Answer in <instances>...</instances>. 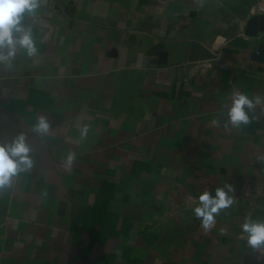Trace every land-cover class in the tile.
I'll use <instances>...</instances> for the list:
<instances>
[{
  "label": "crops",
  "instance_id": "0c3cea01",
  "mask_svg": "<svg viewBox=\"0 0 264 264\" xmlns=\"http://www.w3.org/2000/svg\"><path fill=\"white\" fill-rule=\"evenodd\" d=\"M256 1L41 0L24 17L38 54L0 64V144L24 133L33 166L0 190V264H264L241 238L264 220V103L240 129L227 117L234 88L264 102ZM170 39L212 57L171 64ZM226 184L205 230L198 196Z\"/></svg>",
  "mask_w": 264,
  "mask_h": 264
},
{
  "label": "clouds",
  "instance_id": "9594fccd",
  "mask_svg": "<svg viewBox=\"0 0 264 264\" xmlns=\"http://www.w3.org/2000/svg\"><path fill=\"white\" fill-rule=\"evenodd\" d=\"M40 6L41 0H0V64L7 62L6 67L9 70L13 67L12 61L18 46L30 58L38 54L32 28H25L22 21L26 15H34ZM262 103L264 102L260 96L250 98L234 88L231 93V105L227 108L231 126L240 129L241 126L249 125L251 123L249 112ZM212 123L219 125L217 120H213ZM50 128L48 119L40 115L32 130L47 133ZM83 134H87V126L84 127ZM30 152L31 148L24 133L17 135L9 144H0V190L10 186L12 179L19 173L32 168ZM74 158V153L68 154L66 167H71ZM229 193H234V189L232 185L226 184L224 187H217L214 196L209 191H204L198 196V205L193 211L205 230L215 224V217L222 210L234 204V198ZM241 238L246 239L249 248L256 252L264 248V220H254L251 215L246 216L241 225Z\"/></svg>",
  "mask_w": 264,
  "mask_h": 264
},
{
  "label": "water",
  "instance_id": "95a60500",
  "mask_svg": "<svg viewBox=\"0 0 264 264\" xmlns=\"http://www.w3.org/2000/svg\"><path fill=\"white\" fill-rule=\"evenodd\" d=\"M257 29H264V14L251 16L247 22L248 33H254ZM155 47L167 51L171 64L212 57V51L197 40L170 39L158 42Z\"/></svg>",
  "mask_w": 264,
  "mask_h": 264
},
{
  "label": "built area",
  "instance_id": "2783aa9c",
  "mask_svg": "<svg viewBox=\"0 0 264 264\" xmlns=\"http://www.w3.org/2000/svg\"><path fill=\"white\" fill-rule=\"evenodd\" d=\"M252 12H256V13H264V1L259 0L256 1L253 5H252Z\"/></svg>",
  "mask_w": 264,
  "mask_h": 264
}]
</instances>
